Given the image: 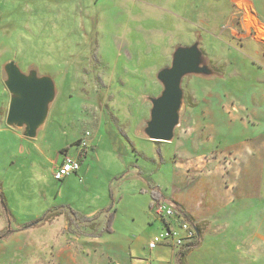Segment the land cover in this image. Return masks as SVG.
Returning a JSON list of instances; mask_svg holds the SVG:
<instances>
[{
  "label": "rangeland",
  "instance_id": "obj_1",
  "mask_svg": "<svg viewBox=\"0 0 264 264\" xmlns=\"http://www.w3.org/2000/svg\"><path fill=\"white\" fill-rule=\"evenodd\" d=\"M239 16L227 0H0V264H70L73 250L82 251L73 236L94 232V221L105 220L101 210L112 203V193L125 195L124 212L139 203L131 197L136 182L162 187L186 150L184 141L194 149L196 138L212 140L213 119L221 122L215 145H226L228 120L221 109L231 120L246 117L249 79L258 75L241 49ZM196 42L212 75L183 78L173 142L149 141L143 133L149 99L163 90L157 73L170 66L177 47ZM6 59L23 72L35 67L54 85L48 117L33 139L5 125ZM86 137L90 147L79 161L80 174L56 181V154L77 157ZM216 150L201 151L203 158H220ZM220 160L228 164V157ZM48 212L49 222L23 232ZM152 222L154 236L163 225ZM83 258L76 257L79 264Z\"/></svg>",
  "mask_w": 264,
  "mask_h": 264
},
{
  "label": "crops",
  "instance_id": "obj_2",
  "mask_svg": "<svg viewBox=\"0 0 264 264\" xmlns=\"http://www.w3.org/2000/svg\"><path fill=\"white\" fill-rule=\"evenodd\" d=\"M227 1L239 10V26L244 40L241 49L248 51L249 62L258 74L249 79L252 86L247 93L248 99L245 98V109H242L247 116L233 117L231 120L227 111L221 109L223 115H226L225 120H228L226 145L221 148L215 145L213 136L221 133V122L218 118L213 119L210 125L212 140L196 138L194 149L193 144L188 145L189 139L184 141L182 150L184 146L186 150L184 148L179 154L180 160L174 162L173 171L166 173L162 187L155 184L151 188L146 187L144 180L143 183L136 182L139 190H135L131 197L137 198L139 203H131V209L120 211L126 197L124 194L115 196L112 193V232L105 230L107 219L103 211L108 205L101 210L105 220L101 224L94 221V232L73 236L72 240L81 244L82 251L73 250L74 258L68 257L70 264H79L76 257L80 253L86 257L83 258V264H177L180 249L173 251L158 247L149 250L147 247L156 231L155 226L152 227V221H158L152 210L153 191L160 194L159 201L177 205L184 216L198 228L197 240L187 245L191 249L185 257V264H264V0ZM227 12L230 10L227 9ZM235 17L233 13L232 18ZM7 60L2 69L13 62L25 76L34 74L37 78H49L39 75L33 66L23 72L14 60ZM2 69L4 85L7 74L4 76ZM255 92L260 94H253ZM10 101L9 95L8 107ZM48 113L49 109L44 123ZM5 125L27 138L24 135V125H8L6 118ZM42 126L36 130V135ZM83 140L87 145L78 148L77 156L82 149L90 147V140L87 137ZM217 148L221 152L217 156L228 157V164H223L220 158L209 161L203 158L204 152L201 151ZM64 155L67 154H56L51 163L52 173L62 162ZM84 157H87V153ZM198 162L204 164L200 165ZM80 170L79 168L75 175L78 176ZM138 172H141L139 168ZM102 225L103 229L98 231L97 228L100 229ZM62 254L60 251L57 256L61 257ZM67 255L70 254L67 252Z\"/></svg>",
  "mask_w": 264,
  "mask_h": 264
},
{
  "label": "water",
  "instance_id": "obj_3",
  "mask_svg": "<svg viewBox=\"0 0 264 264\" xmlns=\"http://www.w3.org/2000/svg\"><path fill=\"white\" fill-rule=\"evenodd\" d=\"M203 57L198 42L191 46H179L172 54L170 66L157 73V81L163 90L157 98L149 99L150 115L143 129L149 141L165 143L174 138L183 105V78L190 75H212V70L203 63ZM4 69L7 74L5 88L11 95L6 123L19 127L24 125L25 137L33 139L36 130L43 125L48 106L54 99V85L47 77L23 75L13 62L8 63Z\"/></svg>",
  "mask_w": 264,
  "mask_h": 264
},
{
  "label": "built area",
  "instance_id": "obj_4",
  "mask_svg": "<svg viewBox=\"0 0 264 264\" xmlns=\"http://www.w3.org/2000/svg\"><path fill=\"white\" fill-rule=\"evenodd\" d=\"M88 136V134H86ZM86 141L81 142L85 147ZM80 168L79 158L64 155L62 162L53 171V177L61 182L70 174L77 173ZM152 210L157 220L163 227L162 230L154 235L148 242V249L154 250L158 247H166L171 250H179L187 245L194 243L197 239V229L184 214L177 210L172 204L162 201H154Z\"/></svg>",
  "mask_w": 264,
  "mask_h": 264
},
{
  "label": "trees",
  "instance_id": "obj_5",
  "mask_svg": "<svg viewBox=\"0 0 264 264\" xmlns=\"http://www.w3.org/2000/svg\"><path fill=\"white\" fill-rule=\"evenodd\" d=\"M87 149H82L79 153H78V158H79V161L84 158L85 154L87 153L86 151ZM160 197V194L157 192V191H153L152 192V198L154 201H158ZM174 207H176L177 210H181L177 205L173 204ZM105 214H107V222H106V232L108 233H111L112 230H111V224H112V221H113V218H114V210H113V203H111L109 205L108 208H106L104 211H103ZM52 213V212H48L47 214H45L42 218L36 220L34 223L30 224V225H27L24 227V230H27V229H30V227H34V226H37L39 225L40 223H43V222H49L51 219L49 218V214ZM75 216V214H74ZM76 217V216H75ZM188 218V217H187ZM189 219V218H188ZM77 220V219H76ZM94 219H84V222H92ZM193 224V222H191ZM196 227V226H195ZM197 229V238L199 236V232H198V228L196 227ZM11 233V232H7L5 233L2 238H6L8 236V234ZM197 240V239H196ZM191 249V247H183L180 249V251L177 253V264H185V257L187 255V253L189 252V250Z\"/></svg>",
  "mask_w": 264,
  "mask_h": 264
}]
</instances>
